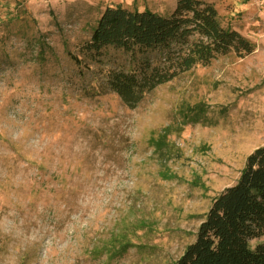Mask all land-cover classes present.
I'll return each mask as SVG.
<instances>
[{"label":"rangeland","instance_id":"374dc122","mask_svg":"<svg viewBox=\"0 0 264 264\" xmlns=\"http://www.w3.org/2000/svg\"><path fill=\"white\" fill-rule=\"evenodd\" d=\"M256 50L159 85L135 108L103 87L199 39L84 51L104 11L177 0H0V264H175L264 147V0H200ZM74 57L82 60L77 64Z\"/></svg>","mask_w":264,"mask_h":264},{"label":"trees","instance_id":"16d2710c","mask_svg":"<svg viewBox=\"0 0 264 264\" xmlns=\"http://www.w3.org/2000/svg\"><path fill=\"white\" fill-rule=\"evenodd\" d=\"M194 35L199 39L168 58V67L147 63L140 76L135 72H109L103 93L113 92L135 108L146 94L181 73L198 65L209 66L220 56L234 53L245 58L256 50L248 38L221 25L213 5L177 0L170 16L121 6L107 8L84 51L96 60L109 47L144 53L172 43L185 44ZM73 59L82 64L78 57ZM175 264H264V147L248 157L237 183L214 199L196 240Z\"/></svg>","mask_w":264,"mask_h":264},{"label":"clouds","instance_id":"9594fccd","mask_svg":"<svg viewBox=\"0 0 264 264\" xmlns=\"http://www.w3.org/2000/svg\"><path fill=\"white\" fill-rule=\"evenodd\" d=\"M3 225H2V222H0V227H2Z\"/></svg>","mask_w":264,"mask_h":264}]
</instances>
